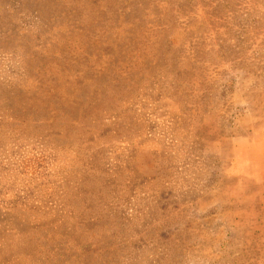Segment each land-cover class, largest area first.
<instances>
[{
    "label": "rangeland",
    "instance_id": "374dc122",
    "mask_svg": "<svg viewBox=\"0 0 264 264\" xmlns=\"http://www.w3.org/2000/svg\"><path fill=\"white\" fill-rule=\"evenodd\" d=\"M263 128L264 0H0V264H264Z\"/></svg>",
    "mask_w": 264,
    "mask_h": 264
},
{
    "label": "crops",
    "instance_id": "0c3cea01",
    "mask_svg": "<svg viewBox=\"0 0 264 264\" xmlns=\"http://www.w3.org/2000/svg\"><path fill=\"white\" fill-rule=\"evenodd\" d=\"M262 133L264 134V131H262ZM245 147V150H240L237 146L234 147L232 158L236 162L240 159L244 161L248 160L244 163L247 170L246 173L249 175L246 178H251L255 182L264 183V137L259 141L250 142V144ZM256 154H260V157H257Z\"/></svg>",
    "mask_w": 264,
    "mask_h": 264
}]
</instances>
